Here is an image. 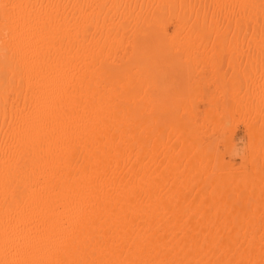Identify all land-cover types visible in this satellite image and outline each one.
I'll return each instance as SVG.
<instances>
[{
    "label": "bare ground",
    "instance_id": "1",
    "mask_svg": "<svg viewBox=\"0 0 264 264\" xmlns=\"http://www.w3.org/2000/svg\"><path fill=\"white\" fill-rule=\"evenodd\" d=\"M202 50L237 167L183 119ZM262 61L264 0H0V264H264Z\"/></svg>",
    "mask_w": 264,
    "mask_h": 264
},
{
    "label": "rangeland",
    "instance_id": "2",
    "mask_svg": "<svg viewBox=\"0 0 264 264\" xmlns=\"http://www.w3.org/2000/svg\"><path fill=\"white\" fill-rule=\"evenodd\" d=\"M171 29L170 26V33ZM234 51L226 50L222 53L217 50H202L192 53L194 62L188 66L185 65L189 69L185 75L188 77L189 83L198 87V90L192 94V98L195 99L192 102L195 114L194 118L183 115V119L190 120L194 128L193 145L197 148H205L206 156L209 154L221 156L223 162L237 167L242 164L241 158L248 147L249 137L243 124L239 121V114L236 113L233 116L230 114V103H225V107H227L225 111V108H222L223 98H226L229 93H224L219 87L223 70L224 75H230L232 80L239 79L241 76L239 71L241 55L237 50ZM163 67L165 66H162V71H167V68ZM256 70L257 74L264 78L262 77L264 72H261L264 71V65H258ZM261 78V83H264V79ZM184 82V78H175L174 84L169 87L165 94L169 96L172 89L178 88ZM232 83L233 81L229 83L230 91L234 87ZM261 90H264V85H262ZM199 92L201 94H198ZM239 94L237 91L236 97H239ZM249 172L250 166L247 167V173Z\"/></svg>",
    "mask_w": 264,
    "mask_h": 264
}]
</instances>
